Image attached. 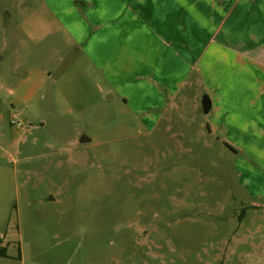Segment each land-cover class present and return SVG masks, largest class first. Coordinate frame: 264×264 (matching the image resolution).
<instances>
[{
    "label": "rangeland",
    "instance_id": "rangeland-1",
    "mask_svg": "<svg viewBox=\"0 0 264 264\" xmlns=\"http://www.w3.org/2000/svg\"><path fill=\"white\" fill-rule=\"evenodd\" d=\"M67 2L0 0V264H264L246 256L264 257V207L203 125L205 93L185 89L169 130L135 138L124 115L49 102L77 55L52 13ZM38 68L51 77L29 100Z\"/></svg>",
    "mask_w": 264,
    "mask_h": 264
},
{
    "label": "crops",
    "instance_id": "crops-1",
    "mask_svg": "<svg viewBox=\"0 0 264 264\" xmlns=\"http://www.w3.org/2000/svg\"><path fill=\"white\" fill-rule=\"evenodd\" d=\"M52 13L78 46L52 79L60 91L50 103L58 95L69 113L124 115L135 138L162 123L169 130L180 95L195 86L210 100L203 125L231 150L242 192L264 207V0H68ZM38 70L29 100L51 77Z\"/></svg>",
    "mask_w": 264,
    "mask_h": 264
},
{
    "label": "water",
    "instance_id": "water-1",
    "mask_svg": "<svg viewBox=\"0 0 264 264\" xmlns=\"http://www.w3.org/2000/svg\"><path fill=\"white\" fill-rule=\"evenodd\" d=\"M203 104V110L207 112L210 108V100L208 98V95H205L204 99L202 100Z\"/></svg>",
    "mask_w": 264,
    "mask_h": 264
},
{
    "label": "trees",
    "instance_id": "trees-1",
    "mask_svg": "<svg viewBox=\"0 0 264 264\" xmlns=\"http://www.w3.org/2000/svg\"><path fill=\"white\" fill-rule=\"evenodd\" d=\"M0 255L7 256V246L0 247Z\"/></svg>",
    "mask_w": 264,
    "mask_h": 264
},
{
    "label": "built area",
    "instance_id": "built-area-1",
    "mask_svg": "<svg viewBox=\"0 0 264 264\" xmlns=\"http://www.w3.org/2000/svg\"><path fill=\"white\" fill-rule=\"evenodd\" d=\"M14 122H16V123H18V124L21 123V121H20L17 117H15Z\"/></svg>",
    "mask_w": 264,
    "mask_h": 264
}]
</instances>
